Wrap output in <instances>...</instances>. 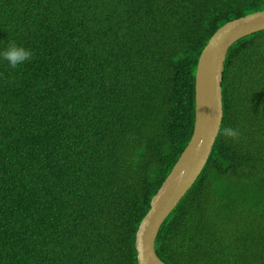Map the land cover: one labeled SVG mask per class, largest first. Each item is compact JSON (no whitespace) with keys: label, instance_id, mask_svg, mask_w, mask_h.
Masks as SVG:
<instances>
[{"label":"trees","instance_id":"16d2710c","mask_svg":"<svg viewBox=\"0 0 264 264\" xmlns=\"http://www.w3.org/2000/svg\"><path fill=\"white\" fill-rule=\"evenodd\" d=\"M264 0H0V264H137L134 235L187 145L198 57ZM220 135L163 220L165 264H264V30L237 40Z\"/></svg>","mask_w":264,"mask_h":264},{"label":"water","instance_id":"95a60500","mask_svg":"<svg viewBox=\"0 0 264 264\" xmlns=\"http://www.w3.org/2000/svg\"><path fill=\"white\" fill-rule=\"evenodd\" d=\"M264 30V10L221 25L203 47L194 79V123L191 137L149 203L134 235L137 264H165L156 255L154 241L160 225L201 173L223 116L221 81L229 47L237 40Z\"/></svg>","mask_w":264,"mask_h":264},{"label":"clouds","instance_id":"9594fccd","mask_svg":"<svg viewBox=\"0 0 264 264\" xmlns=\"http://www.w3.org/2000/svg\"><path fill=\"white\" fill-rule=\"evenodd\" d=\"M33 56L32 49L18 44L15 41H7L5 46L0 47V61H6L8 66L15 69ZM220 135L236 140L241 133L238 127L225 126L220 130Z\"/></svg>","mask_w":264,"mask_h":264}]
</instances>
